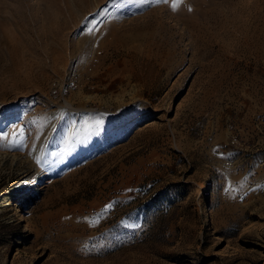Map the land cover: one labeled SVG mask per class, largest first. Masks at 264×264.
<instances>
[{
    "label": "rangeland",
    "instance_id": "rangeland-1",
    "mask_svg": "<svg viewBox=\"0 0 264 264\" xmlns=\"http://www.w3.org/2000/svg\"><path fill=\"white\" fill-rule=\"evenodd\" d=\"M0 137V264H264V0H0Z\"/></svg>",
    "mask_w": 264,
    "mask_h": 264
},
{
    "label": "snow or ice",
    "instance_id": "snow-or-ice-1",
    "mask_svg": "<svg viewBox=\"0 0 264 264\" xmlns=\"http://www.w3.org/2000/svg\"><path fill=\"white\" fill-rule=\"evenodd\" d=\"M176 7V4L174 3L173 4V8H175ZM5 137H0V139H4ZM37 163L39 164L40 163V161H37Z\"/></svg>",
    "mask_w": 264,
    "mask_h": 264
},
{
    "label": "bare ground",
    "instance_id": "bare-ground-1",
    "mask_svg": "<svg viewBox=\"0 0 264 264\" xmlns=\"http://www.w3.org/2000/svg\"><path fill=\"white\" fill-rule=\"evenodd\" d=\"M84 1H88V0H84Z\"/></svg>",
    "mask_w": 264,
    "mask_h": 264
}]
</instances>
